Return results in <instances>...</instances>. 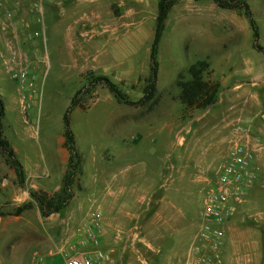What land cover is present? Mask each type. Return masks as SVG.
Segmentation results:
<instances>
[{
    "label": "rangeland",
    "instance_id": "rangeland-1",
    "mask_svg": "<svg viewBox=\"0 0 264 264\" xmlns=\"http://www.w3.org/2000/svg\"><path fill=\"white\" fill-rule=\"evenodd\" d=\"M157 1L70 0L61 9L52 0H0L2 128L24 172L20 184L0 154V211L12 213L32 203L18 216L0 218V264H29L35 253L61 257L108 183L118 200L112 205L131 216L122 224L125 232L131 228L130 240L118 255L128 264L179 259L184 264L204 193L234 143L253 152V178L226 223L218 264H264V55L253 48L240 13L233 11L238 19L234 39L222 38L221 30V36L211 34L210 45L188 20L196 18L194 6L179 11L180 22L169 12L149 103L123 104L102 86L85 92L89 71L105 77L130 102L143 97ZM245 1L258 29L257 44L264 48V0ZM198 3L201 7L205 0ZM98 13H107L118 34L102 31L88 40L77 35ZM14 31L19 39L12 37ZM95 58L102 66L83 69L86 59ZM197 60L209 62L211 79L222 86L214 105L185 109L176 100L174 82ZM11 68L25 70L27 83L11 79ZM77 92L78 104L72 105ZM64 115L81 158L79 181L71 186L75 198L63 210L42 217L30 193L50 197L61 187L67 159Z\"/></svg>",
    "mask_w": 264,
    "mask_h": 264
},
{
    "label": "trees",
    "instance_id": "trees-1",
    "mask_svg": "<svg viewBox=\"0 0 264 264\" xmlns=\"http://www.w3.org/2000/svg\"><path fill=\"white\" fill-rule=\"evenodd\" d=\"M178 0H158L156 15L154 19L153 37L149 47V65L148 76L145 78L146 86L143 89V97L137 102H130L115 86L110 84L103 76H94L91 72H86L88 87L85 92L94 90L97 86H102L113 94L121 103L137 107L143 103L147 104L152 101L156 93V82L158 74V52L161 37L165 29V20L171 8ZM219 9L232 10L240 13L248 22L249 28L253 36V48L264 55V48L257 44L258 29L251 10L245 0H213ZM212 70L207 60H197L183 70H181L174 82V90L176 91V100L184 106L185 109H206L214 105L217 101L219 92V83L211 79ZM77 92L73 99L78 104ZM5 115L4 104L0 96V154L5 157L8 165L15 171L16 178L20 184H23L24 172L21 164L15 157L13 148L3 135L2 120ZM63 146L67 152L66 168L61 180V187L58 192L50 197L46 195H35L30 193L31 198L40 211L42 217L59 213L73 199L74 193L71 191L73 183L79 181L81 158L75 148L74 137L68 127L67 116H63ZM32 203L27 202L18 206L14 212L5 213L0 211V218L6 215L18 216L25 210L31 209Z\"/></svg>",
    "mask_w": 264,
    "mask_h": 264
},
{
    "label": "built area",
    "instance_id": "built-area-1",
    "mask_svg": "<svg viewBox=\"0 0 264 264\" xmlns=\"http://www.w3.org/2000/svg\"><path fill=\"white\" fill-rule=\"evenodd\" d=\"M11 79L20 85L27 83L23 69L9 70ZM32 87V83L28 82ZM254 154L240 143H234L226 152V158L217 169L216 179L202 198V209L198 226L184 255V264H218L219 249L225 235V226L234 208L242 203L250 186ZM99 212L92 213L86 225L77 230L80 238L65 250L61 257L64 264H93V258L105 261L108 256L101 248L96 229ZM47 258L35 253L29 264H46Z\"/></svg>",
    "mask_w": 264,
    "mask_h": 264
},
{
    "label": "crops",
    "instance_id": "crops-1",
    "mask_svg": "<svg viewBox=\"0 0 264 264\" xmlns=\"http://www.w3.org/2000/svg\"><path fill=\"white\" fill-rule=\"evenodd\" d=\"M52 1L58 2V4L62 6L61 9H63V6L65 7L66 4L70 2V0H52ZM89 1L93 3L96 2V0H89ZM74 5L76 4L74 3ZM187 5L190 6L192 5V7L194 6V8H196V10L198 11L196 18L188 16V20L193 19L194 23L197 25L196 33L201 34L198 37L203 38V41H206L207 44L211 45V41H212L211 34L220 35L221 30H224V32H222V36L220 35L222 38H226L230 36L232 39H234L236 31L238 30V26H237L238 19L233 14V11L219 9L215 5L213 0H205V3L201 5V7H199L198 0H195V2L194 0H178L177 3L171 8L169 12H171V14H174L175 16H178L177 21L180 22L179 18L181 14L179 11L183 9L188 10ZM168 16L169 13L165 20V28H166V21L168 20ZM8 25L10 26V24ZM226 26H228L227 29ZM1 27L3 28L4 25L1 24ZM242 29L244 30L245 28ZM102 31H106L109 33V35H114V36L118 34L116 32V26L113 25V20L107 15V13H105L104 15L102 13L101 14L98 13L92 19H89L87 26L80 28V30H78L77 35L78 34L82 35L83 37H86L88 40L89 38L100 36L101 34H103ZM205 35H207L208 38H206ZM12 37L15 39H19V36L15 31L13 32ZM234 43L236 42L234 41ZM237 44L238 42L236 43V46ZM236 49L237 48H235V50ZM235 50L228 53L227 56H222L221 59H219V63L220 64L226 63L225 60H228L231 54L235 53ZM86 60L83 63V69H85L86 71L102 66V63L98 62L96 58L93 59L94 62L93 61L86 62ZM243 62L246 65L245 61H242V63ZM228 67L229 66L227 65V68H224V70H227ZM219 84L222 86V83ZM13 150L14 152H16L14 148ZM109 185L111 184L108 183L106 187L107 193H102V194L100 193L101 195H99L98 200H94V202L91 203L92 205H97L96 207L94 206L93 208L94 210L93 211L90 210L87 213H84L85 219H87L88 221L91 219L92 213L99 212L101 215L100 219L98 220L99 226L96 229V233L100 238L101 248L107 253L108 258L105 261H98L95 258H93V264H128L127 262H129V259L126 260L125 259L126 257L125 258L121 257V254L118 255L117 250L120 248L121 249L126 248L130 240V235L132 233L131 228H129L125 232L122 229L123 228L122 224L123 221L126 224V220L128 221L129 219H131V216L128 212L124 214L125 213L124 210L120 208L115 209L114 204L112 205L113 202L115 203L118 200L113 197V193H111L110 190L108 189ZM116 198H118V196H116ZM73 235L74 236L72 237L71 241L77 242L80 238L81 233L78 234L76 232ZM226 242L227 240L223 239V244H225ZM46 264H64V263L62 257L53 256L47 258ZM171 264H183V263L180 262L179 259L177 260V262H171Z\"/></svg>",
    "mask_w": 264,
    "mask_h": 264
}]
</instances>
